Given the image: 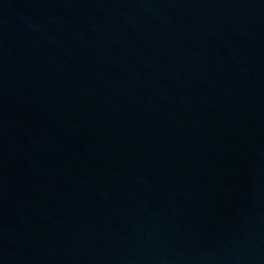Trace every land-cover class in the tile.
Masks as SVG:
<instances>
[{"label":"water","instance_id":"95a60500","mask_svg":"<svg viewBox=\"0 0 264 264\" xmlns=\"http://www.w3.org/2000/svg\"><path fill=\"white\" fill-rule=\"evenodd\" d=\"M0 264H264V0H0Z\"/></svg>","mask_w":264,"mask_h":264}]
</instances>
